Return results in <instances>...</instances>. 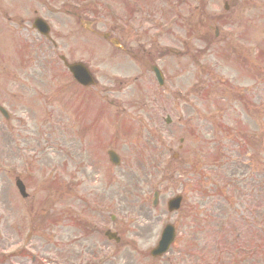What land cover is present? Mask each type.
Listing matches in <instances>:
<instances>
[{
    "label": "rangeland",
    "instance_id": "374dc122",
    "mask_svg": "<svg viewBox=\"0 0 264 264\" xmlns=\"http://www.w3.org/2000/svg\"><path fill=\"white\" fill-rule=\"evenodd\" d=\"M223 3L0 0V106L10 115L7 121L0 116V256L8 257H0V264H219L217 255L203 247L202 236L187 232L184 219L198 201L196 187L201 185L190 172L202 170L208 161L214 166L217 146L223 147L225 161L227 148L244 143L251 166L264 169V0H230L227 11ZM37 17L50 26L56 48L32 30ZM103 34L117 39L125 51L131 49L135 62L113 50ZM62 54L69 62L85 63L97 86L81 91L62 67ZM153 63L163 72V87L153 81ZM86 96L101 97L110 107L107 126L97 128L114 134L107 141L60 134L63 127H75V111L86 104ZM97 114L105 116L102 110ZM94 116L92 112L90 118ZM167 116L170 126H164ZM181 138L184 148L178 154ZM97 146L105 149L104 156ZM112 148L123 162L118 168L108 163L106 152ZM206 172L207 194L217 181L213 171ZM17 177L26 199L17 192ZM250 178L247 169L243 180H231L228 186ZM155 190L159 202L152 210ZM94 191L103 198L99 205L119 215L113 226L121 238L118 245L94 228L107 223L104 215L93 212ZM233 193L230 187L234 203L225 214L247 216L253 232L264 223V201L258 209L255 192ZM177 194L184 197L182 212L169 215L165 204ZM242 195L253 201H241ZM204 198L201 204L209 208ZM127 205L135 210L132 220ZM174 217L177 246L167 258L150 262L147 252ZM79 223L82 227L75 226ZM251 232L246 246L253 243L264 253V242L259 249L258 236ZM195 243L199 245L188 248Z\"/></svg>",
    "mask_w": 264,
    "mask_h": 264
},
{
    "label": "water",
    "instance_id": "95a60500",
    "mask_svg": "<svg viewBox=\"0 0 264 264\" xmlns=\"http://www.w3.org/2000/svg\"><path fill=\"white\" fill-rule=\"evenodd\" d=\"M74 72L77 71V72H81L82 74H84V76L87 78V75L85 73V71L83 69H80L79 67H75V69L73 70ZM164 246V242H162L161 244V247Z\"/></svg>",
    "mask_w": 264,
    "mask_h": 264
}]
</instances>
